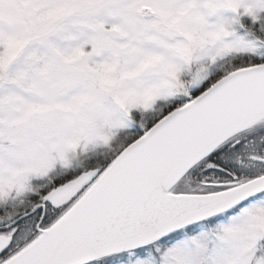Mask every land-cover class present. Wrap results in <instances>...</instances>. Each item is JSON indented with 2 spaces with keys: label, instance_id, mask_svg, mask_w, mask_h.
<instances>
[{
  "label": "snow or ice",
  "instance_id": "obj_1",
  "mask_svg": "<svg viewBox=\"0 0 264 264\" xmlns=\"http://www.w3.org/2000/svg\"><path fill=\"white\" fill-rule=\"evenodd\" d=\"M0 264H264V0H0Z\"/></svg>",
  "mask_w": 264,
  "mask_h": 264
}]
</instances>
